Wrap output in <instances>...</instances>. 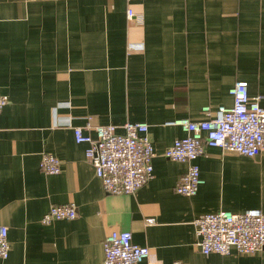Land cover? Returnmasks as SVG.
<instances>
[{"label":"crops","instance_id":"1","mask_svg":"<svg viewBox=\"0 0 264 264\" xmlns=\"http://www.w3.org/2000/svg\"><path fill=\"white\" fill-rule=\"evenodd\" d=\"M127 9L134 17L128 18ZM238 80L264 108V0H0V264H103V241L127 230L156 264H264V248L205 255L194 220L219 209L264 213V149L246 157L219 147L195 160L203 183L175 192L186 162L164 156L177 124L231 107ZM148 125L153 175L132 194H108L72 126ZM93 138L96 132L86 131ZM60 160L44 174V153ZM77 216L47 225L51 205ZM153 217L154 223L146 224ZM136 264H147L141 261Z\"/></svg>","mask_w":264,"mask_h":264},{"label":"built area","instance_id":"2","mask_svg":"<svg viewBox=\"0 0 264 264\" xmlns=\"http://www.w3.org/2000/svg\"><path fill=\"white\" fill-rule=\"evenodd\" d=\"M144 1V0H138ZM128 18L134 17L127 9ZM233 95L231 107L219 105L211 115L209 105L202 107L207 118L192 121L183 117L166 124H177L185 132L182 138L175 139L167 146L164 156L176 162H186L187 170L175 184L174 190L180 195H194L203 183L195 160L204 148L219 147L251 157L264 149V108L259 104L260 96L248 94V83L238 80L230 89ZM7 97L0 93V111L7 103ZM124 133L115 131L113 125H92L88 120L83 126H72L75 141L88 145L86 158L94 168L108 194H132L146 185L153 175L152 158L154 148L148 136V125L143 122H126L122 125ZM86 131L96 132L93 138ZM44 174H58L60 160L51 153H44L39 161ZM77 216L74 202L51 205L41 216V223L47 225L57 220H73ZM146 224L155 222L153 217ZM197 247L201 253L229 254L233 249L241 254H253L264 248V213L259 208L246 209L232 213L223 209L203 213L194 220ZM7 227L0 225V258L9 256ZM103 264H136L150 259V250L133 242L127 230L111 231L103 241ZM172 264H186L175 260Z\"/></svg>","mask_w":264,"mask_h":264}]
</instances>
